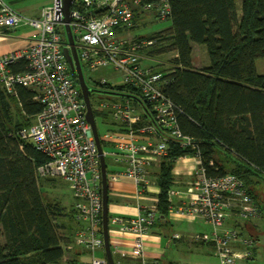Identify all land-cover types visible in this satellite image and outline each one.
Segmentation results:
<instances>
[{
    "label": "built area",
    "instance_id": "2783aa9c",
    "mask_svg": "<svg viewBox=\"0 0 264 264\" xmlns=\"http://www.w3.org/2000/svg\"><path fill=\"white\" fill-rule=\"evenodd\" d=\"M137 13L167 19L170 5L168 0H72L71 4L69 26L82 72L110 68L120 76L118 83H110L104 76L92 79L91 83L124 85L131 89L127 94L108 92L119 99L101 100L99 108H94L90 101L92 110H106L111 124L117 125V130H106L99 135L102 144L111 142L107 149L102 148L104 158L111 156L124 164L108 179L120 181L129 177L139 195L147 191L150 173L158 171L161 160L168 154L169 143L191 150L196 164L192 182L185 191L189 197L174 207L173 196L180 192L169 189L168 210L204 219L212 233L195 234L192 238L210 241L219 264H238L249 258L253 240L242 236L237 228L225 226V222L232 215L253 219L258 216L257 206L234 174L207 175L197 142L181 132L177 107L162 92L166 79L148 66L145 51L156 40L122 36L135 25ZM61 17L59 0L43 6L38 17L25 16L6 0H0V27L10 29L24 23L36 30V37L28 47L0 56V86L12 94L17 85L28 87L34 91L33 99L42 104L32 123L17 134L46 157L36 167V174L60 177L71 191L74 219L82 223L74 232V241L89 252L90 258L87 262L70 259L64 264H108L105 257L95 255L98 250H104L100 158L77 79L63 55L66 43L62 38ZM21 59L26 61L25 69L13 71L10 65ZM136 208L134 216L108 218V223L133 240L130 249L110 246L111 254L138 260L137 264H159V257L150 258L148 263L144 250L147 233L159 217L158 199L147 204L136 201ZM236 244L240 249L235 248Z\"/></svg>",
    "mask_w": 264,
    "mask_h": 264
},
{
    "label": "trees",
    "instance_id": "16d2710c",
    "mask_svg": "<svg viewBox=\"0 0 264 264\" xmlns=\"http://www.w3.org/2000/svg\"><path fill=\"white\" fill-rule=\"evenodd\" d=\"M168 2L170 26L133 38L156 40L145 51L148 66L166 79L162 92L177 107L181 132L197 142L207 175L234 174L254 201L257 183L264 182V73L255 65L264 58V0H241L240 16L234 0ZM190 43L205 46L206 66H192ZM169 52L175 53L173 67L164 69L154 62ZM25 65L21 59L10 68L23 71ZM91 86L105 93L131 90L124 85ZM33 96L25 86L17 85L14 94L0 86V264H61L62 245L69 242L54 223L59 204L43 202L39 189L36 167L46 157L17 134L42 109ZM93 114L105 113L94 109ZM103 118L102 124L110 126ZM192 155L189 149L168 144L157 174L158 219L167 214L175 160Z\"/></svg>",
    "mask_w": 264,
    "mask_h": 264
},
{
    "label": "crops",
    "instance_id": "0c3cea01",
    "mask_svg": "<svg viewBox=\"0 0 264 264\" xmlns=\"http://www.w3.org/2000/svg\"><path fill=\"white\" fill-rule=\"evenodd\" d=\"M7 3L19 11L21 14L34 17L30 13L31 5L29 2L25 4V0H6ZM11 2V3H10ZM18 2L17 4H15ZM46 6V5H45ZM43 7V6H42ZM41 7V8H42ZM40 8V9H41ZM40 12V10H39ZM39 16V13H38ZM36 16V17H38ZM36 30L24 23H20L14 28L4 30L0 27V56L9 52L28 47L36 37ZM192 44V43H190ZM192 53L194 48H192ZM191 53V60H192ZM193 61V60H192ZM191 61V62H192ZM208 64V63H207ZM197 66L192 62L194 68H201L206 66ZM104 133L107 129L110 131L117 130V125L111 124L104 125ZM99 131V130H98ZM102 133H99L100 135ZM102 136V135H101ZM111 142L101 143L102 148L107 149ZM106 158H109L110 165H108ZM106 175H107V214L108 218L113 215L119 216H134L137 212L136 201H139L142 204H147L153 199H158L159 187L157 184V172H151L150 180L151 183L147 188V191L137 195L135 192V186L132 183L129 177H123L120 181H111L109 180L110 174L114 171L120 170L124 167V164L121 162L115 161L111 156H106ZM162 161V160H161ZM195 160L191 156L179 157L175 160L172 168V185L170 189L179 191L180 193L177 196H173L172 205L174 207L179 206L183 203L184 200L188 199V195L185 193L187 186L192 182L194 176V167ZM154 171V170H153ZM39 180H42L43 184L46 187H51L52 190H57V186H63V189H66L68 192V198L65 199V196L60 193V197L65 199L66 204L60 203L59 200H42L43 202H57L61 208L60 215L55 217L54 223L56 224V230L58 233L62 234L64 237L68 238L69 242L62 245L64 254L62 263L64 264L66 260L82 261L87 262L90 258L89 252L75 244V231L81 227L82 223L74 219L72 204L73 198L71 191L68 187V184L60 177H40L36 174ZM60 179V180H58ZM41 192V184H40ZM42 196V192H41ZM254 199V198H253ZM62 202V201H61ZM258 209V216L254 219H244L237 216H231L226 222L225 226L231 228H237L242 236L251 238L253 240V246L251 247V254L248 259L245 261H240L238 264H264V245L260 243V229H259V220L258 217L261 214V209L259 204L254 200ZM183 222L189 224H197L200 226V230L190 235H185V225ZM171 226V230H166L165 228ZM174 227H182L184 230L179 231L178 229H172ZM109 230V242L110 246H116L119 249H130L133 240L132 237L128 234H124L118 230L117 227L108 223ZM184 231V232H183ZM212 229L209 223L200 217H189L183 216L175 211H169L167 209V214L165 217H160L156 220V223L153 225L151 230L147 233L144 250L148 263H151L150 258L159 257V264H219V260L216 255L213 253V245L210 241L196 240L193 239L195 234H206L210 235ZM169 234V235H168ZM177 234V237H172V235ZM168 238L169 246H171V241H178L181 246H184V249H180L177 252H180L181 255L177 256L176 253L173 255H166V250L168 247L162 243L163 237ZM172 239V240H171ZM4 241V240H3ZM2 241V242H3ZM70 246V248H69ZM235 248L240 249V245L236 244ZM95 255L97 257H105V250H98ZM115 264H137L138 260L132 258H124L119 255H112Z\"/></svg>",
    "mask_w": 264,
    "mask_h": 264
},
{
    "label": "rangeland",
    "instance_id": "374dc122",
    "mask_svg": "<svg viewBox=\"0 0 264 264\" xmlns=\"http://www.w3.org/2000/svg\"><path fill=\"white\" fill-rule=\"evenodd\" d=\"M25 2V4L27 2H29V4L31 5L30 7V13L32 15H35L34 17L38 16L39 10L42 6L45 5H50L52 3V0H25L22 1ZM235 2V8H236V13L238 16H240L241 14V0H234ZM11 3V2H10ZM18 2H16L15 4H17ZM134 22H135V26L132 27L131 29L125 30L123 33V37L126 38H132L134 36H148L151 35L154 32L160 31L164 28H167L170 26V19H158L156 18L153 14H143V13H137L135 15L134 18ZM62 38L64 39V34L62 33ZM192 48H194V52L192 53V62L197 65V66H202L204 64L209 63V59L206 53V49L205 46L203 44H197V43H192ZM175 53L174 52H169L166 53L164 55H161L159 57H157V61L154 60V62H158L164 69H170L171 67H173V62L171 61L172 58L174 57ZM256 65V69L258 73H264V58H259L256 60L255 62ZM83 75L85 78V81L87 82L88 85H91V80L92 79H96L99 78L101 76L106 77L107 79H109L110 83H118L120 81V76L115 73L112 69L110 68H106L103 70H96L95 72H89V71H83ZM112 78V79H111ZM119 96L118 95H114V94H109V93H105V92H101V91H91L90 94V101L93 105V107H98V102L101 100H118ZM105 114V116L102 114V117L99 116H95V120L97 123V127L99 130V133H102V131H104V127L102 124V118L104 116V121H106L107 123H111V117L110 115L106 112V110L103 111ZM106 161L108 163V165H110V159L106 158ZM151 175V174H150ZM151 178V176H150ZM60 180V179H58ZM43 181L40 180V184H41V192H42V197L43 200H59L60 203H62L63 205L66 204L65 199L68 198V192L66 191V189H63V186L58 185L57 186V190H52V188L46 187V185H44L42 183ZM60 193H62L65 196V199H62L59 195ZM255 200L256 202L259 204L260 209H261V214L258 217L259 220V229H260V243H262L264 245V182L259 181L256 185L255 188ZM62 201V202H61ZM254 219V218H253ZM183 225H185V230L186 232H184V234L190 235L191 233H195L196 231L200 230V226H198L197 224H189V223H185L183 222ZM166 230L170 229L171 230V226H168L165 228ZM172 229H178L179 231L184 230L182 227H174L172 226ZM169 235V234H168ZM169 237L166 238L165 236L163 237L162 243L164 245H166L168 247L169 243L168 242ZM172 240V239H171ZM180 249H184V246H181L179 244L178 241H171V246H169L166 250V255H173L176 253L177 256L181 255L179 251ZM97 256V255H96Z\"/></svg>",
    "mask_w": 264,
    "mask_h": 264
},
{
    "label": "water",
    "instance_id": "95a60500",
    "mask_svg": "<svg viewBox=\"0 0 264 264\" xmlns=\"http://www.w3.org/2000/svg\"><path fill=\"white\" fill-rule=\"evenodd\" d=\"M61 20L64 23V32L68 46L63 47V55L71 69V72L76 76L82 98L86 105V118L91 125L95 143L100 158V167H101V194H102V221H101V231L104 243L105 258L108 261V264H115L113 256L110 251V242H109V232H108V214H107V175H106V164L105 159L102 153L101 140L98 132L97 125L95 123V118L93 110L90 104V93L93 90L90 86L87 85L79 60L76 48L74 46V40L69 26L70 21V7L72 0H61Z\"/></svg>",
    "mask_w": 264,
    "mask_h": 264
},
{
    "label": "bare ground",
    "instance_id": "6f19581e",
    "mask_svg": "<svg viewBox=\"0 0 264 264\" xmlns=\"http://www.w3.org/2000/svg\"><path fill=\"white\" fill-rule=\"evenodd\" d=\"M60 1V4L62 5V2H61V0H59ZM70 10H71V7H70ZM62 21V20H61ZM62 23H63V21H62ZM4 30H7V29H5L4 28ZM61 31H62V33L64 34V41H65V43H66V45L65 46H68V43H67V40H66V36H65V32H64V23H63V28H61ZM74 40V39H73ZM74 46H75V44H74ZM64 47V46H63ZM79 60V59H78ZM80 63V62H79ZM81 66V65H80ZM69 69H70V67H69ZM70 72H71V69H70ZM71 74L73 75V76H75L72 72H71ZM76 77V76H75ZM78 83V82H77ZM87 83V82H86ZM88 85V84H87ZM102 146V145H101Z\"/></svg>",
    "mask_w": 264,
    "mask_h": 264
},
{
    "label": "flooded vegetation",
    "instance_id": "af4514ba",
    "mask_svg": "<svg viewBox=\"0 0 264 264\" xmlns=\"http://www.w3.org/2000/svg\"><path fill=\"white\" fill-rule=\"evenodd\" d=\"M92 89H93V90H97L98 88H95V87H94V88H92Z\"/></svg>",
    "mask_w": 264,
    "mask_h": 264
}]
</instances>
